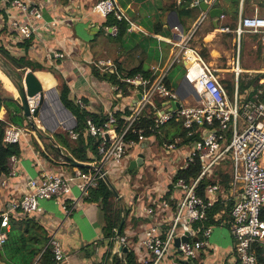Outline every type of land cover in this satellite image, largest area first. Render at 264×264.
<instances>
[{"label":"crops","instance_id":"obj_1","mask_svg":"<svg viewBox=\"0 0 264 264\" xmlns=\"http://www.w3.org/2000/svg\"><path fill=\"white\" fill-rule=\"evenodd\" d=\"M13 1H20L28 8H36L40 16L34 17L28 12H22L12 5ZM116 2L130 24L126 21L120 22L118 34L112 36L108 19L92 11L94 0H0V45L11 57L24 58L43 67V70L35 72L27 69L24 75L30 71L40 80L46 105L53 111L54 118L48 124L41 112V117L36 116L33 122L36 130L44 132L47 129L49 142H53V147L59 152L69 155L64 144L56 140L54 135L65 133L66 128L74 129L76 126L75 118L59 100L60 85L68 89L71 99H81L89 113L103 115L107 119L109 113L123 112L126 108L136 112L138 109L141 100L138 101L136 96H142L144 88L134 87L129 96L122 97L111 78L116 77L124 82L129 79L125 77L127 73L140 68L151 77H156L157 82L165 81L169 89L179 94L184 105L192 104L185 92L187 86L184 68L173 62L176 54L174 42L179 35L199 51L223 86L225 82H231L234 89H238L240 80L247 87L246 92L241 95L247 93L250 98L264 79V44L252 35L246 34L237 38L233 32L218 31L222 27L233 31L242 17L255 13L264 15V0H217L212 8L205 11L207 13L204 17L205 12L195 8L198 0ZM187 3L188 7L184 11L188 13L184 14L180 6ZM174 5L179 6V16L173 8ZM213 10L221 11L219 17L210 16ZM220 16L224 18L221 19ZM13 20L31 29L29 37L22 39L12 30L10 23ZM121 27L124 29L122 34ZM174 27L178 29L175 30ZM236 58L240 69L237 75L234 74ZM100 60H109L112 66L96 67L95 64ZM222 71L224 75L220 74ZM225 76H229V79H225ZM252 80L255 81L254 84L247 85ZM17 84L12 72L2 64L1 101L11 105L9 100H17L12 96L17 91ZM160 101L163 104L157 112L170 110V105H165L167 102L163 99ZM150 106L155 108L153 101ZM22 116L28 121L23 113ZM0 122L6 126L11 124L4 106L0 108ZM174 122H179V134L185 131L180 120ZM166 125L168 126L165 131L174 134L175 127L172 124ZM58 129L62 131L54 133ZM157 134L164 136L161 130ZM24 138L20 143L22 150L19 157L8 160L9 173L0 177V216L6 213L9 217L7 241L0 248V263L44 264L43 255L48 250V239L55 235L61 243L64 255L59 264H111L113 261H109L110 254H107L108 243L111 242L110 239L103 238L104 223L99 203L90 202L87 196H82V190L76 183H71L70 193L63 199L70 209L69 214L53 199L40 200L39 212L24 214L20 211V199L31 192V180L39 179L43 172L69 177L77 169L69 164L62 165V158L61 165H51L34 150L29 136L25 134ZM69 141L73 142L70 139ZM173 144L175 147L169 150V145ZM192 147L193 142L186 144L180 136L175 137L169 144L158 143L154 136L145 138L136 148L125 154L121 171L117 175H108L120 196L119 207L127 213L126 218H123V213L121 216L124 219L121 237H129L131 243V247L127 248V255L132 254L138 264L140 254L133 243L145 226L162 220V217H145L144 209L159 205L163 201L176 171L182 168ZM138 154L144 155L143 166L129 170V163ZM134 170V175L128 173ZM150 175L154 177L153 180H149L152 177L148 179ZM225 176L226 179L223 178ZM144 178L152 181V184L140 189ZM204 178L213 181L210 185L219 187L215 197L218 201L221 200L224 207L228 202L233 206L243 195V167L234 159L222 160ZM225 180L227 187L223 184ZM127 181H131L130 186L125 183ZM175 196L180 201L182 191H176ZM223 215L225 216L224 210L216 214L214 220H220ZM165 216L167 218L161 223L162 230L169 228L172 212L165 213ZM229 221L224 218L219 225L213 226L209 246L198 250L188 264H238ZM125 259L118 253L114 262L125 264ZM186 261L172 249L161 264H183Z\"/></svg>","mask_w":264,"mask_h":264},{"label":"built area","instance_id":"obj_2","mask_svg":"<svg viewBox=\"0 0 264 264\" xmlns=\"http://www.w3.org/2000/svg\"><path fill=\"white\" fill-rule=\"evenodd\" d=\"M217 0H203L207 10L212 8ZM12 5L22 12H28L30 16L39 17L36 8H28L20 1H13ZM92 11L104 19L112 18L115 23L109 26L112 36H116L119 23L128 21L127 17L119 9L116 0H94ZM207 12L204 13L203 17ZM221 19L224 16H220ZM12 30L22 39L29 37L31 29L21 22L13 20L10 23ZM177 30V27H174ZM221 33L233 32L237 38L241 35H252L264 44V15L257 13L239 19L236 28L232 31L228 27L218 30ZM178 33V32H176ZM176 54L173 62L181 64L184 68L186 93L192 100V104L184 105L177 92L168 90L162 81H158L150 91H146L147 81L139 75L125 79L124 82L134 86H142L141 101L134 116L130 119L128 128L139 116L141 111L152 104L153 97L163 99L166 104L179 103V108L166 112H157L155 128L167 124L170 121H181L187 137L198 134L199 139L193 142V149L188 155L181 169H186L194 160L198 159L201 166L199 175L189 184L178 180L174 185L182 191V197L175 208L163 199L159 205L149 206L144 209L145 217L153 219L162 217L154 224L145 226L133 246H137L140 254V264H161L163 259L174 249L185 260L196 256L198 250L209 246V237L213 226L204 229L201 237H197V230L192 229L195 222L205 220L207 211L212 208L218 199L215 194L219 191L217 185H208L205 188L204 197L196 194V186L200 180L212 173L213 168L222 160L229 158L238 161L243 167V195L233 204L230 216V231L234 240V252L238 264H258L251 251V245L257 241L264 242V221L260 219L264 209V79L260 82L252 97L238 94L234 89L232 98L228 97L225 87L219 77L212 71L211 66L202 58L199 51L190 46L182 35L174 42ZM99 68L112 66L109 60L98 61L95 64ZM240 72L238 60L234 63V74ZM193 93L196 95L193 96ZM80 109H84L81 99H76ZM168 105V106H169ZM30 114L38 108V98L28 99ZM35 118V117H34ZM39 118V117H38ZM115 123L113 113H109L105 122L96 125L91 118H86L87 132L98 139L97 155L102 162L99 166L108 177L109 173L117 175L122 168L125 154L145 140L142 130H132L136 133L137 140H124V134L114 138L111 127ZM127 128V129H128ZM70 140L75 141L77 134L72 128L66 129ZM25 136L22 127L10 124L5 127L3 133L4 144H20ZM108 140L106 143L105 140ZM175 144L169 145V150ZM179 171V168L178 170ZM176 171V172H177ZM92 175L85 174L76 169L72 176L65 177L53 172H43L39 179L31 180L29 185L31 192L24 194L19 202V209L24 214L39 212L40 200H57L66 214L70 209L65 205V197L70 193L71 183H76L82 190V196H87L91 188L96 187L101 176L93 170ZM176 175V174H175ZM174 175V176H175ZM174 178V177H173ZM172 218L168 229H161V223L167 218L165 213H171ZM9 217L5 213L0 216V248L7 241ZM186 238L174 247L176 239ZM114 236L110 238L112 243ZM126 248H130L129 237H119ZM48 249L53 256V264H59L64 259L61 243L55 235L48 239ZM132 246V247H133ZM37 264V263H34Z\"/></svg>","mask_w":264,"mask_h":264},{"label":"trees","instance_id":"obj_3","mask_svg":"<svg viewBox=\"0 0 264 264\" xmlns=\"http://www.w3.org/2000/svg\"><path fill=\"white\" fill-rule=\"evenodd\" d=\"M180 7H182V12L184 14L188 13V11H184V8L188 7L187 4H182ZM175 11L177 12V15L179 16V6H173ZM190 10V9H189ZM108 25H113L115 21L112 18H108ZM123 27L120 29V34L123 32ZM0 62L5 65L15 76V80L17 82H21L22 77L27 69H30L32 72H35L37 70H43V67L36 63H30L26 61L24 58L16 59L14 57H11L10 54H8L5 49L2 48L0 45ZM140 76L142 79L147 81L146 85V91H150L152 87L157 82L156 77H151L149 73L143 72L142 69H134L133 71L127 73L125 77L127 78H133L135 76ZM98 79L99 76H96ZM106 77H102V79H105ZM112 83H114L117 88L121 92L122 97H127L130 95V91L133 90L134 86L124 83L123 81H120V79H116V77L111 78ZM254 80L250 81L247 85H253ZM165 87L169 89L168 85L164 81ZM224 87L226 89V92L228 94L229 98H232L233 92H234V86L231 82H225ZM245 84H243L240 80L238 81V94H243L246 91ZM173 92V91H172ZM59 100L63 107L75 118L76 120V126L74 127L73 131L77 134V139L73 142L69 141L66 132L64 133H57L54 135V138L58 141H60L62 144H64L66 150L68 151L69 155H71V158H73L75 161L87 165H94V166H100L102 159L100 156L97 155V142L99 141L95 137H92L87 132L86 127V118L89 117L92 119V121L96 125H100L103 122L106 121L105 116L89 113L86 108L80 109L75 99H71L69 97V91L65 86L59 87ZM11 105L5 104L4 101H1L0 99V108L2 106L6 107L8 120L11 124L22 127L25 131V134L29 136L31 145L33 146L34 150L39 153L41 157H43L45 160H47L51 165H61L60 159L61 155L57 148L53 147V142L46 143V140L49 141L46 137H44L39 131L33 130L29 124L28 121H25L23 119L22 113V107L20 104L19 99H11L9 100ZM4 102V103H3ZM153 104L155 108L152 106L145 107L139 116L136 118V120L132 123V125L128 128L130 119L134 116L135 110L132 111L129 108H126L123 112H114L113 117L115 119V123L111 127V132L113 133L114 138H118L121 134H124V140H137L136 133H133L132 130H142L144 138H150L155 137L158 141V143L162 144L166 142V144H169L170 142H173V139L175 137H181L184 139V143L191 144L192 142L199 139L198 134H195L191 138L187 137L186 132L182 131L180 134V125L179 122L175 123L174 120L170 121L167 124H172L174 129V134L166 130V126L168 125H162L158 129L155 128V120L157 117V110L161 108L163 102L158 99V97H153ZM56 106V105H55ZM6 125L4 123L0 122V177L3 175H7L9 173L8 170V160L10 158L19 157L21 153V145L20 144H4L3 139V133ZM128 128V129H127ZM158 130H161V132L164 133V136L160 137L158 136L157 132ZM167 132V134H165ZM105 140V138H103ZM106 143H108V140H105ZM68 163L63 161L62 165H67ZM68 166V165H67ZM81 172L92 175L94 172L90 168H78ZM201 166L198 162V159L194 160V163L190 164L186 169H180L176 172V175L173 178L172 184L168 187V192L165 194L163 199L169 203V205L172 208H175L177 205V199L175 198V193L177 191V188H174L176 182L178 180L183 181L186 185H189L200 173ZM135 170L128 172L130 174H135ZM223 178H227L226 176ZM211 179L203 178L200 180L196 186V194L199 197H204L205 188L212 184ZM226 187V180L223 183ZM87 200L90 202H98L100 206V210L102 213V219H103V238L104 239H110L113 237L115 230L118 228L121 216L123 213V218H126V211L121 210V206L119 201H116L112 193L109 191L106 184L103 182V180H98L97 185L94 188H91L87 195ZM232 208L231 202L227 203V206L224 207L221 200H219L212 208H210L207 211L206 218L203 221L195 222L191 226L193 230H197V237H201L202 232L204 229L208 226H217L220 224L221 220L226 218V220L231 221L230 217V211ZM225 211V216L220 220H214V217L216 214L220 213L221 211ZM260 219L264 221V209L261 212ZM228 222V226L230 228L231 222ZM123 227L121 229V235L123 233ZM109 250L107 251V254H110L111 245L108 243ZM251 251L254 254L257 263L258 264H264V242H255L251 245ZM44 264H53V256L48 249L44 255ZM126 264H138L133 257L132 254H128L125 259ZM111 264H121L120 262L115 263L114 261Z\"/></svg>","mask_w":264,"mask_h":264},{"label":"water","instance_id":"obj_4","mask_svg":"<svg viewBox=\"0 0 264 264\" xmlns=\"http://www.w3.org/2000/svg\"><path fill=\"white\" fill-rule=\"evenodd\" d=\"M195 8L200 9L201 11L205 12L207 10V5L205 3H203V0H198V4L195 6ZM220 14H221L220 10H213L210 12V16H212V17L213 16L219 17ZM17 89H18V96H19V100H20L21 107L23 110V114L28 119L31 128L33 130H36L35 124L33 122V118L36 116H38L39 118L41 117V113L39 115H37V113L39 111L42 112L41 109L43 107H40V106L44 105V103H45V99H44L45 94L43 92L42 85L39 82V80L37 79V77L34 75V73L28 71L23 77V83L21 84V82H18ZM193 96L196 97V95L194 93H193ZM34 97L38 98V108L31 115L30 111H29V106H28V99H32ZM136 97H137L138 101L141 100V95L138 94ZM165 105H167V104H165ZM176 108H179V103H174V102L170 103V110H175ZM66 129H69V128H66ZM60 155H61V158L65 162H67L70 166H72L74 168L78 169V168L85 167V168H90L94 171H98L99 175L101 176V180H103V182L106 184V186L108 187L109 191L112 193L114 198L118 201L120 200L119 194L117 193V191L115 190V188L111 184L109 178L104 174V172L102 171V169L99 166H93V165H87V164L79 163V162L75 161L73 158H71L69 155H67L61 151H60ZM143 163H144V155L138 154L136 156V158L129 163L128 169L132 170L135 168H140V167H142ZM123 223H124V219L121 218L120 224H119V226L116 229V232L114 234V239H113L112 243L110 244L111 245L110 257H109L110 262L114 261L115 255L118 253L123 256V259H125L127 257V248L121 242H118V239L121 236V229H122ZM182 241H186V238L176 239L174 241V247L177 248L178 244ZM188 261L189 260H187L186 262H183V264H188L189 263ZM0 264H3V263H0Z\"/></svg>","mask_w":264,"mask_h":264},{"label":"rangeland","instance_id":"obj_5","mask_svg":"<svg viewBox=\"0 0 264 264\" xmlns=\"http://www.w3.org/2000/svg\"><path fill=\"white\" fill-rule=\"evenodd\" d=\"M243 40H244V36H243ZM1 62H0V67H1ZM220 74H225V73H223V71L220 73ZM23 77H24V75H23ZM23 77H22V81H21V84L23 83ZM225 79H229V76H225L224 77ZM12 96L13 97H15L17 100H18V89H17V91L15 90L13 93H12ZM55 105L56 104H54L53 105V107H55ZM40 107H43L41 110H42V112H43V117L45 118V121L46 122H48V124H50V119L53 121V111L52 110H50L48 107H47V105H46V101H45V103H44V105H42V106H40ZM41 113V111H39L38 113H37V115H39ZM37 118H38V116H37ZM51 130V129H50ZM37 131H39L44 137H46L47 139H49L48 138V136L47 135H49V134H47L48 133V131H47V129L45 128V130H44V132H42V131H40V130H37ZM62 130L61 129H58L56 132H54V133H57V132H61ZM47 134V135H46ZM49 141H47L46 140V143H48ZM52 143V142H51ZM151 161V160H150ZM144 164V163H143ZM143 166V165H142ZM144 168V167H143ZM145 171H148V170H145ZM155 173V171H153L152 172V174H154ZM143 176V175H142ZM147 176V175H146ZM150 177H152V175H150V176H148V179L150 178ZM154 179V177H152V179H149V180H153ZM127 185H129L130 186V184H131V181H127V182H125ZM125 183H123V186L124 187H126V184ZM152 184V181L150 182V181H146V179L144 178V180H143V182H142V187L140 188V189H143V188H147V187H149L150 185ZM131 188V187H130ZM132 189V188H131Z\"/></svg>","mask_w":264,"mask_h":264},{"label":"bare ground","instance_id":"obj_6","mask_svg":"<svg viewBox=\"0 0 264 264\" xmlns=\"http://www.w3.org/2000/svg\"><path fill=\"white\" fill-rule=\"evenodd\" d=\"M40 81V80H39Z\"/></svg>","mask_w":264,"mask_h":264}]
</instances>
